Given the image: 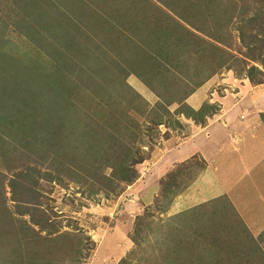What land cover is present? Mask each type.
Segmentation results:
<instances>
[{"label":"rangeland","instance_id":"1","mask_svg":"<svg viewBox=\"0 0 264 264\" xmlns=\"http://www.w3.org/2000/svg\"><path fill=\"white\" fill-rule=\"evenodd\" d=\"M178 1L0 0V264H264L262 232L235 227L233 207H186L198 158L179 166L166 198L151 199L163 140L202 124L220 100L264 92V0ZM175 53L189 68L182 81L167 60ZM197 84L204 90L192 108L185 98ZM59 93L67 107L56 104ZM253 116L255 129L244 132L264 147V112ZM113 138L139 157L133 182L119 179L127 160ZM246 140L251 164L263 147ZM228 162L227 177L203 178L206 195L216 181L227 189L237 181ZM190 193L189 203L198 196Z\"/></svg>","mask_w":264,"mask_h":264},{"label":"crops","instance_id":"2","mask_svg":"<svg viewBox=\"0 0 264 264\" xmlns=\"http://www.w3.org/2000/svg\"><path fill=\"white\" fill-rule=\"evenodd\" d=\"M203 87L204 85L198 86L196 90H194L185 98V103L192 108H194L193 106H198L197 103L202 96ZM262 90H260L259 94L255 95H253V92H251L249 95H245L244 93H242V95H240L241 93L236 94L235 97L229 98L227 100L228 103H225V105L220 100L219 109L217 112L205 116L202 124L194 123L190 126V130H188V132L184 135L178 136L176 132H174V135L167 138L166 140H163V143L161 144L162 152L159 154L155 162L159 160L157 162L159 163L162 160V166L157 168V173L159 176L158 178H163L166 176L165 172L171 171L172 168L176 167L177 165L188 162L195 157L198 158L200 171L195 176V178L185 186L183 190L184 193H182L183 191L181 192L182 200L185 202L186 207L193 208L199 204L209 206V202L210 206L212 207V203L224 201V203L228 205V208L230 206L233 207L235 213L237 214L235 221H232V224L235 227L239 226L242 227V229L246 228L249 232H262L258 233L261 235L260 239L262 243H260V239L259 241L256 240V242L257 245H260L258 247L264 254V147L262 145V140L256 139V137H258L257 135L250 136V134H246L244 132L246 129L250 128L252 129L251 131H253V128L255 129L256 127L255 120L258 118V116H253L252 118H249V116L255 115L258 112H264V109H261V107L264 108V106H262L264 105V92H262ZM245 117L246 119L244 120L243 118ZM248 120H251V122L249 123ZM235 121H237V126H234V124H236ZM245 121L248 123L242 125V123ZM216 123L229 132V134L226 133L223 135L222 132L218 130L219 127L209 129L210 125L215 126ZM200 134H202L204 138V143H201L200 140H197V137ZM247 137L251 140L254 139L256 142L252 145L249 144L250 146L248 148H257V144H261L263 147L261 151L262 154H260L258 158H256L251 164L248 160L249 158L245 153V150L243 151V146L245 147L247 144ZM211 144L212 148L210 149V154L208 152L205 153V146L207 145L209 149ZM242 151L244 152L243 155ZM231 152H233V155L237 157L234 162L230 161L227 157L228 155H231ZM218 156L219 159H222L220 163L217 159ZM226 161L230 162H228V164L233 163L234 171L239 174L237 181L234 180L229 189L225 188L223 185H220L219 182L216 181L215 183L219 185V190L206 195V191L202 189V185L203 178L207 174H209L211 177L212 172L218 171L222 177H227L229 175L228 173H232V167L224 166ZM154 166L155 165H153L152 168L146 172L149 174L150 178L152 172L154 171ZM146 173H143L145 182L146 178L148 179ZM224 173H227V175H224ZM159 180L160 179H158L152 194V198L158 191ZM193 189L195 194L198 196H194L189 203L186 198L192 194L190 192ZM252 189L255 190V194L252 193L253 195H251ZM180 194L179 196H181ZM175 202H177L176 196L173 198L170 206H173ZM259 257H257V259ZM253 259L254 258L251 260ZM257 259L254 260L257 261Z\"/></svg>","mask_w":264,"mask_h":264},{"label":"trees","instance_id":"3","mask_svg":"<svg viewBox=\"0 0 264 264\" xmlns=\"http://www.w3.org/2000/svg\"><path fill=\"white\" fill-rule=\"evenodd\" d=\"M180 1V0H179ZM178 1V2H179ZM196 5V4H195ZM192 6H193V4H192ZM180 8L181 7H178V11H176L175 9L173 10L174 12H178V13H181L180 12ZM199 8H201V7H199ZM182 9V8H181ZM201 12V11H200ZM167 16H169V15H167ZM170 18H172L171 16H169ZM182 18H185V19H188V20H193V18H194V14L193 13H188V14H186V16L184 15V17H182ZM212 18H213V15H212ZM227 22H230V21H226V23ZM173 23L175 24V26H179L181 29L182 28H184L180 23L178 24V22L175 20V19H173ZM228 24V23H227ZM208 28V27H207ZM183 30V29H182ZM184 32V31H183ZM214 36V35H213ZM139 45H141V44H139ZM204 46V44L203 43H201V46H200V44L199 43H197L196 45H195V48H192V49H196L197 47H200L199 48V51L198 52H200V53H204L203 52V49H205L203 46ZM188 47V46H187ZM139 48H142V47H139ZM94 49H95V52L94 53H99V52H102L103 50L101 49V48H99V47H95L94 46ZM192 49H191V51H190V58H193L194 56H192ZM97 51V52H96ZM105 53H106V50L104 51ZM167 54V53H166ZM199 54V53H198ZM197 54V55H198ZM196 55V56H197ZM176 56V53H175V55H173L172 57H169L168 56V61H169V63H172V70H171V72H173V74H176V75H178V76H180L181 77V81L182 80H184L185 78H189V76H190V73H189V68L188 67H186V65H184V60L179 64V62H180V60H177V58L175 57ZM201 59V58H200ZM198 60V61H195V59H194V61H193V65H195V64H197V65H200V67H202L201 68V70H203V69H206V68H204V67H206V63H204L203 65H202V63L205 61V59L204 60ZM195 63V64H194ZM222 63H220V65H221ZM196 65V66H197ZM202 65V66H201ZM119 67H120V65H119ZM119 71L120 70H122L123 71V69H121V67H120V69H118ZM83 72H87V68L85 69V70H83ZM185 77V78H184ZM57 80H59V78L57 79ZM204 79H202L201 81H203ZM185 81H190V79H186ZM58 83V81L57 82H49V84H48V89L50 88V87H52L53 85H56ZM198 85V84H197ZM199 86V85H198ZM196 86H193V88H191L190 89V91H187V93H184V95H188L189 93H191L193 90H194V88H195ZM62 90H64V89H62ZM50 93V92H49ZM50 95H52L51 93H50ZM56 96H59L60 98H58V100H56L55 102H56V104H58V105H62V106H65V107H67V104H68V102L67 101H65L64 99L66 98L65 97V95L64 94H61V93H59V95H56ZM51 98V97H50ZM184 98H185V96L184 97H180L179 98V101L180 102H183V100H184ZM179 102V103H180ZM166 104V103H165ZM186 108L191 112V113H193V112H197V110H193L192 108H190L189 106H186ZM164 110L166 111V112H168V109H167V107L165 106L164 107ZM33 113V112H32ZM212 113V112H211ZM202 120H203V118H202ZM125 120H122V123L124 122ZM198 123H200V122H198ZM63 127H65V126H63ZM58 128H60V127H58ZM102 137H104V136H102ZM101 137V138H102ZM101 140H103V139H101ZM100 140V141H101ZM113 140L114 141H111V146L112 147H115V148H120L121 150H123V159H125V160H127V163H126V166L123 168V174L120 176V181H124V182H133V179L135 178V176H136V174H135V170H134V168L130 165V164H135L136 162H138L139 161V157H138V155H136L135 154V152H134V150L131 148V147H129V145H128V143H126V141H123V140H120L119 138H117V139H114L113 138ZM90 148L91 147H88V149L90 150ZM109 149H111V147H109ZM109 149L107 150V152H109ZM90 151H92V150H90ZM90 151H89V153H90ZM95 153V152H94ZM182 164H179V165H177L176 167H174L171 171H169L167 174H166V176H164L163 178H160V180H159V184H158V191H157V193H156V196H153V198H152V202L154 201L155 202V200H156V197H158V194L159 195H161L162 196V198L163 197H165L166 198V193L168 192V191H170L173 187L172 186H174L175 185V178L182 172V171H179L178 170V168H179V166H181ZM120 169V168H119ZM180 178V177H179ZM110 184H112V183H110ZM113 187H120V183H115L114 185H112ZM168 202H166V204H167ZM169 204V203H168ZM133 239H135L134 237H133ZM54 241V240H53ZM74 251H75V255L73 256V258H71L72 260L74 259V258H76V255L80 252V247L78 246V244H77V247L75 246L74 247Z\"/></svg>","mask_w":264,"mask_h":264}]
</instances>
